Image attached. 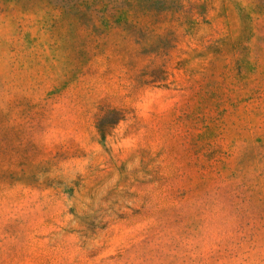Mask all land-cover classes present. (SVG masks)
Listing matches in <instances>:
<instances>
[{
    "label": "rangeland",
    "instance_id": "obj_1",
    "mask_svg": "<svg viewBox=\"0 0 264 264\" xmlns=\"http://www.w3.org/2000/svg\"><path fill=\"white\" fill-rule=\"evenodd\" d=\"M0 264H264V0H0Z\"/></svg>",
    "mask_w": 264,
    "mask_h": 264
}]
</instances>
